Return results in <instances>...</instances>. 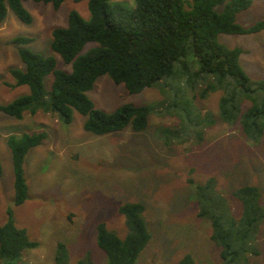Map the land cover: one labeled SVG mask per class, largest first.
<instances>
[{
	"label": "rangeland",
	"instance_id": "1",
	"mask_svg": "<svg viewBox=\"0 0 264 264\" xmlns=\"http://www.w3.org/2000/svg\"><path fill=\"white\" fill-rule=\"evenodd\" d=\"M114 1L127 6L135 3ZM23 5L32 16L30 23L20 21L7 8L0 25V104L29 93L26 85H10L14 79L9 69L24 68L19 48L52 55L57 68L71 71V64H65L50 48L51 30L67 25L70 10L89 18L86 0H63L58 9L34 0H24ZM262 19L264 0H252L249 8L236 14V21L246 27ZM17 35L30 36L32 41L11 42ZM218 40L227 47L242 48L239 62L250 80H264V29L248 34L219 33ZM95 45L87 42L81 53ZM181 64L186 66L187 74L198 67L190 48ZM204 78L196 81L197 77L190 80L174 75L164 79L163 88L162 84L129 93L107 74L97 77L86 92L97 108L110 112L123 103L151 106L149 124L142 131L127 126L98 135L83 128L84 116L76 110L70 122L60 120L44 107L33 113L27 108L21 118L0 111V223L11 208L15 224L38 242L19 257L0 258V264H56L60 242L66 251V264H79L81 260L86 264H108L96 243L97 225L104 222L124 236L126 219L118 207L126 201L143 203L151 234L134 264H179V257L186 253L195 264H222L220 247L210 238V222L197 213L196 186L215 179L216 193L222 194L238 216L240 203L233 190L255 184L264 207V131L258 140H251L243 133L240 121L230 124L221 118L223 89L216 88L200 97L210 76ZM51 81L52 74L43 79L46 97ZM250 104L243 100L240 109ZM41 130L47 137L24 157L28 197L17 205L6 138ZM256 230L247 261L243 259L239 264H264V220Z\"/></svg>",
	"mask_w": 264,
	"mask_h": 264
},
{
	"label": "trees",
	"instance_id": "2",
	"mask_svg": "<svg viewBox=\"0 0 264 264\" xmlns=\"http://www.w3.org/2000/svg\"><path fill=\"white\" fill-rule=\"evenodd\" d=\"M23 1L0 0V25L7 8L20 21H32ZM34 1L50 3L54 9L63 2ZM86 2L88 19L76 10H70L67 25L51 30L50 48L65 64H71V71L57 68L52 55L19 48L18 55L24 68L9 69L14 79L10 85H26L29 93L0 104L1 112L21 118L27 108L33 113L44 107L54 111L60 120L70 122L73 110H76L84 116L83 128L98 135L120 131L127 126L133 131H142L149 124L151 106L123 103L110 112L97 108L86 94L97 77L107 74L114 83L123 84L129 93H138L146 87L162 85L166 77L181 78L184 75L190 80L197 77V81L208 75L210 80L203 84L200 97L216 88L223 89L219 101L221 118L228 119L230 124L240 121L248 139L261 137L264 131V80L254 83L250 80L239 62L242 48L227 47L218 40L219 33L248 34L264 29V19L248 27L236 21V14L249 8L252 0H135L133 6L114 0ZM30 41L32 37L24 35L11 39L18 44ZM87 42L96 45L81 53ZM189 48L198 67L187 74L181 59ZM48 74H52V81L46 97L43 79ZM243 100L251 102L244 110L240 109ZM46 137V131L41 130L11 134L6 138L13 164V200L17 205L28 197L24 157ZM214 181L209 178L205 184L196 186L197 213L210 222V238L220 247L222 264H239L243 259L245 263L257 226L264 220L259 188L255 184H244L233 190V196L240 203V214L235 216L222 194L216 193ZM118 210L125 216L126 234L121 237L101 222L97 225L96 243L106 255L108 264H134L151 237L144 217L145 207L138 201H126ZM37 244L29 238L25 228L15 224L12 210L8 208L6 220L0 223V258L19 257L24 249ZM58 247L56 264H66L64 245L60 242ZM253 253L258 252L253 250ZM79 264H86L85 260ZM179 264L195 263L186 253L179 257Z\"/></svg>",
	"mask_w": 264,
	"mask_h": 264
}]
</instances>
